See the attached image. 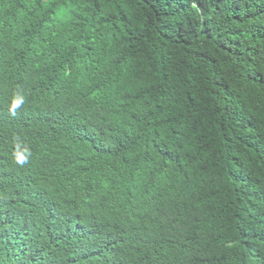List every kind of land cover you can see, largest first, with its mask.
Here are the masks:
<instances>
[{
	"label": "trees",
	"instance_id": "obj_1",
	"mask_svg": "<svg viewBox=\"0 0 264 264\" xmlns=\"http://www.w3.org/2000/svg\"><path fill=\"white\" fill-rule=\"evenodd\" d=\"M0 264H264V0H0Z\"/></svg>",
	"mask_w": 264,
	"mask_h": 264
},
{
	"label": "clouds",
	"instance_id": "obj_2",
	"mask_svg": "<svg viewBox=\"0 0 264 264\" xmlns=\"http://www.w3.org/2000/svg\"><path fill=\"white\" fill-rule=\"evenodd\" d=\"M25 103V96L21 92H16L13 94L10 103V114L15 115L16 110L21 108ZM32 156V152L28 148H24L22 151L16 150L13 152V160L18 166H25L29 163Z\"/></svg>",
	"mask_w": 264,
	"mask_h": 264
}]
</instances>
